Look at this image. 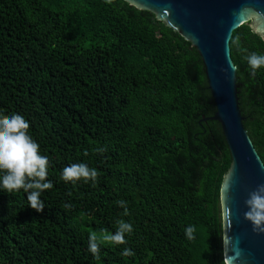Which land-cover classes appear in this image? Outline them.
Instances as JSON below:
<instances>
[{
  "label": "trees",
  "instance_id": "obj_1",
  "mask_svg": "<svg viewBox=\"0 0 264 264\" xmlns=\"http://www.w3.org/2000/svg\"><path fill=\"white\" fill-rule=\"evenodd\" d=\"M251 25L233 32L230 50L264 163V67L250 74L244 60L264 54V38ZM13 113L48 156L53 186L39 213L22 190L0 192V264H225L230 153L219 123L205 120L215 106L198 53L151 12L124 0H0V115ZM81 162L96 169L94 184L60 179ZM117 220L132 231L113 245L101 229Z\"/></svg>",
  "mask_w": 264,
  "mask_h": 264
},
{
  "label": "water",
  "instance_id": "obj_2",
  "mask_svg": "<svg viewBox=\"0 0 264 264\" xmlns=\"http://www.w3.org/2000/svg\"><path fill=\"white\" fill-rule=\"evenodd\" d=\"M151 12L178 33L198 53L231 165L220 192L225 264H264V231H254L244 213V201L264 184V163L246 127L239 104L237 68L225 41L242 25L264 38V0H124ZM260 227H264V222Z\"/></svg>",
  "mask_w": 264,
  "mask_h": 264
},
{
  "label": "clouds",
  "instance_id": "obj_3",
  "mask_svg": "<svg viewBox=\"0 0 264 264\" xmlns=\"http://www.w3.org/2000/svg\"><path fill=\"white\" fill-rule=\"evenodd\" d=\"M239 45L235 40L225 41L226 56L230 53V48ZM250 74H254L258 68L264 67V54L255 52L244 57ZM230 68L235 70L236 65L230 64ZM29 124L24 117L18 114L8 116L0 115V192H13L22 190L25 194L27 207L39 213L44 208V202L40 199L41 193L52 188V182L47 177L48 156L39 152V145L28 132ZM96 152H103L104 149L97 148ZM97 171L90 168L87 164L71 163L60 170V179L64 182L89 180L95 183ZM247 211L244 213L245 218L250 221L253 230L260 227L264 222V184L257 185L256 189L248 194L244 201ZM116 204L124 209L127 214L126 202L123 200L116 201ZM68 207V205H65ZM194 226L188 225L184 228V236L187 240L193 239ZM132 225L124 220H117L114 231L106 232L101 229L102 239L111 242L113 245L124 244L125 235L130 234ZM87 251L96 258L99 251L97 236L89 234L87 238ZM122 256H132L133 253L129 248H124Z\"/></svg>",
  "mask_w": 264,
  "mask_h": 264
}]
</instances>
